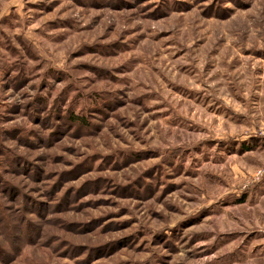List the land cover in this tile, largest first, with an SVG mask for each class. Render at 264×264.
Returning a JSON list of instances; mask_svg holds the SVG:
<instances>
[{"label":"rangeland","instance_id":"374dc122","mask_svg":"<svg viewBox=\"0 0 264 264\" xmlns=\"http://www.w3.org/2000/svg\"><path fill=\"white\" fill-rule=\"evenodd\" d=\"M0 264H264V0H0Z\"/></svg>","mask_w":264,"mask_h":264}]
</instances>
